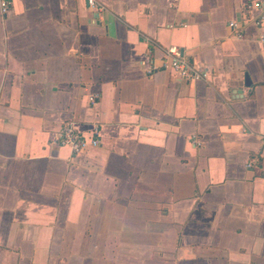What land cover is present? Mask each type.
I'll return each mask as SVG.
<instances>
[{"label":"crops","instance_id":"crops-1","mask_svg":"<svg viewBox=\"0 0 264 264\" xmlns=\"http://www.w3.org/2000/svg\"><path fill=\"white\" fill-rule=\"evenodd\" d=\"M96 1L0 0V264H264V0Z\"/></svg>","mask_w":264,"mask_h":264},{"label":"built area","instance_id":"built-area-1","mask_svg":"<svg viewBox=\"0 0 264 264\" xmlns=\"http://www.w3.org/2000/svg\"><path fill=\"white\" fill-rule=\"evenodd\" d=\"M87 3L90 8L97 10L98 4L96 0H87ZM1 5L3 12H6L8 9V2L4 1ZM253 8H260V4L256 2L248 4V10ZM260 22L262 21L260 20ZM257 24H259V22ZM230 26L235 28L237 27V24L231 22ZM238 36L241 37L242 34L239 32ZM166 52L169 57L168 65L171 66V68L176 71L182 79L189 82H196L208 78V72L194 68L189 61L183 57L179 48L171 46L167 48ZM90 101L95 103L96 98L91 97ZM194 139H196V137H194ZM195 142L198 146L201 145L198 140H195ZM53 143L62 147H68L75 155H77L89 148H95L100 145L99 129L96 127L92 131V136L88 138L76 130L71 124H66L60 134L53 139ZM255 163V160H251L247 164V167L253 168Z\"/></svg>","mask_w":264,"mask_h":264}]
</instances>
